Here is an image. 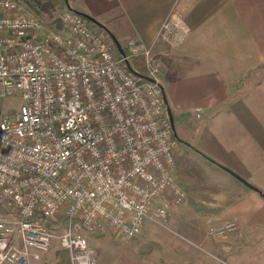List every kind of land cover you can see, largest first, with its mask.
Returning a JSON list of instances; mask_svg holds the SVG:
<instances>
[{
	"label": "built area",
	"instance_id": "2783aa9c",
	"mask_svg": "<svg viewBox=\"0 0 264 264\" xmlns=\"http://www.w3.org/2000/svg\"><path fill=\"white\" fill-rule=\"evenodd\" d=\"M59 18L62 31L43 36L22 1L0 0V99L20 100L0 114V264H28L54 239L71 264H95L89 234L134 238L185 199L152 44L129 38L121 55L83 15ZM187 32L166 18L156 38ZM137 58L155 81L127 68Z\"/></svg>",
	"mask_w": 264,
	"mask_h": 264
},
{
	"label": "crops",
	"instance_id": "0c3cea01",
	"mask_svg": "<svg viewBox=\"0 0 264 264\" xmlns=\"http://www.w3.org/2000/svg\"><path fill=\"white\" fill-rule=\"evenodd\" d=\"M68 3L97 20L120 45L129 38L152 44L158 83L179 142L173 174L185 192L172 220L183 224L187 237L217 254L203 264H264V0ZM166 18L188 32L175 42L156 38ZM194 109H200L199 117ZM225 222L236 224L238 237L254 246L240 255L231 253L242 242L227 235L213 237L229 244L210 245L206 227ZM99 232L88 235L95 264H180L186 258L171 260L165 248L143 253L121 235L112 241ZM28 264L71 262L54 239L46 252L32 250Z\"/></svg>",
	"mask_w": 264,
	"mask_h": 264
},
{
	"label": "rangeland",
	"instance_id": "374dc122",
	"mask_svg": "<svg viewBox=\"0 0 264 264\" xmlns=\"http://www.w3.org/2000/svg\"><path fill=\"white\" fill-rule=\"evenodd\" d=\"M20 1L23 2L28 13H30L33 16H38V18L40 19L42 23L41 34L43 36H47L54 32L62 31L63 25L60 21L59 15L66 8L65 4H63V6L61 7L57 6L54 10L45 13L41 11L39 5L35 3V0H26V1L20 0ZM36 1L44 2L45 0H36ZM262 71L263 72L260 76L264 74V69H262ZM19 104H20V100L18 97L0 99V114L14 113L18 109ZM181 204L182 202L180 204L171 206L166 218L164 219L147 220L143 228L141 229L140 233L134 238H130V239L127 238L128 240L126 242L131 243L133 246H135L139 251H142L143 253L151 252V251H157L160 253L162 249L165 248L167 251L170 250L171 260H175V259L177 260L179 259V255L182 256L185 255L184 257L186 258L183 259L180 258V264H191V263L203 264L206 261V259L211 258V256L212 257L216 256L217 254H211V249L208 246H205L200 242L198 243L197 238L195 239L192 237H187L184 232L183 224H179L177 223V221L172 220L173 214H177V206ZM225 223H231V222H225ZM209 229L210 227L208 225L206 227V230L204 231L206 241L210 242V245H214V246H216V244H218L219 241L224 244L227 243L229 244V242L223 240L222 238L213 237V236L224 237L227 235L228 237L231 236L232 238L234 236L238 237L239 235L236 232L237 231L236 224L226 229L225 232H221L217 234L214 233L210 234ZM190 230H195V229L192 228ZM101 232H103L105 237H107L112 241H114L112 239L113 236L119 235L108 228L101 230ZM234 240L235 241L238 240L239 242H242V244L238 246V248L235 247L230 250V252L234 254L240 255L241 252L247 251L249 248L254 246L248 241L244 242V240L241 237L235 238ZM93 241L91 242L93 243V245H95V242Z\"/></svg>",
	"mask_w": 264,
	"mask_h": 264
},
{
	"label": "water",
	"instance_id": "95a60500",
	"mask_svg": "<svg viewBox=\"0 0 264 264\" xmlns=\"http://www.w3.org/2000/svg\"><path fill=\"white\" fill-rule=\"evenodd\" d=\"M65 3H66V8L72 10L71 7H70V5H69V3H68V0H65ZM73 11H74V10H73ZM75 12H77V11H75ZM77 13H79V12H77ZM79 14H81V15H83L84 17L88 18V19H89L90 21H92L95 25H97V26L103 28V30H104L106 33L110 34L111 39L113 40V42H114V44H115L117 50L119 51V53H120L121 55H124V51H123V49H122L120 43L115 39V37H114V36H113V35H112V34H111V33H110V32H109V31L103 26V25H101L97 20H95L94 18L90 17V16L87 15V14H82V13H79ZM127 68H128L130 71H132L134 74H137L138 76H141L140 74H138V73H136L135 71L132 70V68H131V66H130L129 63H127ZM141 77L144 78V79H147V80H149V81H155L154 79L149 78V77H147V76H141ZM162 94H163V92H162ZM163 100H164V103H165V97H164V94H163ZM166 111H167V114H168V117H169V120H170V123H171V127H172V118H171V114H170L169 110L166 109ZM172 130H173V127H172ZM224 169H225V171L229 172L231 175H233L234 177H236L239 181H241V182H242L243 184H245L246 186H248V187H250V188H254V187H252L250 184H248L245 180H243L241 177H239L237 174H235L234 172H232L231 170L226 169V168H224Z\"/></svg>",
	"mask_w": 264,
	"mask_h": 264
},
{
	"label": "trees",
	"instance_id": "16d2710c",
	"mask_svg": "<svg viewBox=\"0 0 264 264\" xmlns=\"http://www.w3.org/2000/svg\"><path fill=\"white\" fill-rule=\"evenodd\" d=\"M35 3L37 5H39L41 11L45 12V13H48L49 11L54 10L57 6L61 7V6H63V4L66 5L65 0H45L44 2H39V1L35 0ZM130 66H131L133 71L140 74L141 76L146 75V69H145V66H144L142 59H140V58L133 59L130 62Z\"/></svg>",
	"mask_w": 264,
	"mask_h": 264
}]
</instances>
